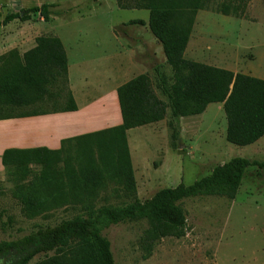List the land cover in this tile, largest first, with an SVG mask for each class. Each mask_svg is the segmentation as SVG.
<instances>
[{"label": "rangeland", "instance_id": "374dc122", "mask_svg": "<svg viewBox=\"0 0 264 264\" xmlns=\"http://www.w3.org/2000/svg\"><path fill=\"white\" fill-rule=\"evenodd\" d=\"M43 4L49 5L48 21L32 14L26 22L15 20L7 24L1 37L5 39L3 47L11 45L12 40L16 46L12 50L22 55L35 46L37 37H58L67 54L70 78L77 84L74 83L77 103L94 106L101 99L107 100L108 107L102 114L108 124L115 114L110 100L112 88L139 74L146 75L156 95L165 99L157 86L160 78L170 85L171 71L161 47L156 40L145 42L149 47L147 52L136 41L143 31L135 21H147V11L121 10L115 0H0V12L3 17ZM220 5H226L229 13L215 11ZM114 36L118 37L117 43ZM184 57L264 80V0H212L209 8L195 15ZM108 71L120 77L113 80L109 76V83L102 91L101 82ZM64 99L61 96L56 100L62 105ZM55 108L51 101H45L38 108L15 109L10 114ZM170 121L177 133L174 144L168 127ZM64 122H70L76 130L82 126L75 116H67ZM225 130L221 104H209L199 116L178 119H172L167 111L163 120L131 130L127 144L135 197L144 202L163 188L180 183L189 185L234 157L264 163V136L252 145L238 147L226 142ZM0 189V242L21 238L37 228L53 226L81 213L79 205H67L35 218L26 217L20 204L11 197L2 168ZM129 200L121 186L107 184L95 206H118ZM179 205L186 218L185 236L161 239L145 260L138 247L139 238L147 228L145 221L103 227L101 234L110 243L114 263L264 264V168L247 169L233 200L208 196L187 199ZM44 259L39 255L29 264Z\"/></svg>", "mask_w": 264, "mask_h": 264}, {"label": "trees", "instance_id": "16d2710c", "mask_svg": "<svg viewBox=\"0 0 264 264\" xmlns=\"http://www.w3.org/2000/svg\"><path fill=\"white\" fill-rule=\"evenodd\" d=\"M211 1L115 0L121 10L148 12L147 27L171 71L170 85L160 78L157 86L165 99L159 98L149 78L140 74L116 89L120 125L63 140L55 151L8 148L2 152L0 163L11 197L26 217L35 218L67 205H79L81 211L53 226L1 241L2 264H29L39 255L45 259L36 264H115L102 228L141 220L147 228L138 247L145 260L161 239L185 236L186 218L179 205L182 201L208 196L233 200L247 169L264 168V163L234 157L189 185L163 188L144 202L135 197L126 132L163 120L167 111L172 119H178L199 116L209 104H221L226 142L244 147L264 136V80L184 57L195 15L209 8ZM48 8L46 4L32 6L3 17L0 12V27L15 20L26 22L32 14L46 22ZM215 11L229 13L226 5ZM135 22L144 25L142 20ZM67 84V56L58 37H37L35 46L22 55L9 51L0 57V121L77 111ZM61 96L65 97L62 105L56 100ZM45 101L56 108L10 114L15 109L38 108ZM168 127L174 144L177 133L173 121ZM107 184L121 186L129 202L96 207L99 193Z\"/></svg>", "mask_w": 264, "mask_h": 264}, {"label": "crops", "instance_id": "0c3cea01", "mask_svg": "<svg viewBox=\"0 0 264 264\" xmlns=\"http://www.w3.org/2000/svg\"><path fill=\"white\" fill-rule=\"evenodd\" d=\"M143 22L144 25H140L143 31V35L141 37H137L138 40L136 41L140 42V47H142V49H145L148 52L149 47L148 45H146L145 42H149V41L155 42V39L147 27V21H143ZM5 28L6 25L0 27V33H1L0 38L3 37L2 33L5 32L6 30ZM114 40L113 41L117 43L118 37L114 36ZM11 42L13 43L12 40ZM4 43H5V39L1 38L0 55L16 47L14 43L13 45L12 43L11 45L6 44L5 47H3ZM33 47L34 46L30 47L25 52L29 51ZM25 52H22L20 54H23ZM119 57L121 58V54H119ZM105 69L108 70V67L105 66ZM116 70H120V69L116 68ZM112 75L113 74H111V71L105 73L104 80L101 82V86H104L102 88V91L104 88L107 87L109 83L108 82L109 76H111L113 80H116L118 77H120L117 76L115 73L113 76ZM84 77H86V75H83L82 78L84 83L86 84ZM67 80L69 83V91L71 92V95L77 106V111L0 121V156L2 152L8 148H14V149L46 148L51 151L59 150L61 148V141L63 140L121 124V117L118 108L116 89L125 82L116 85L115 87L112 88L110 100L112 101L113 108L115 109L114 110L115 114L113 116L112 122L108 124L106 123L108 120L107 117L106 116L103 117L104 115L102 114V112H104V109L108 107L107 100L101 99L99 102H96L94 106H84L83 104H82L83 106H81L76 101L75 89L77 87L76 86L77 84L75 83V80L73 78L72 79L70 78L69 69H67ZM110 86L112 85L110 84ZM78 89L81 90L82 88L78 87ZM92 111L94 112L91 113ZM93 114H97V115H93ZM67 116H75L76 118H79L80 121H82V126L79 128V130H76L74 128L75 127L74 125L71 126L70 122H64V119L67 118ZM93 120H96V122H93ZM70 127L72 129H70ZM73 128L75 129L74 131ZM131 130H128L126 132V138L128 133L131 132ZM130 158H131V154H130ZM0 168L3 169L1 163H0Z\"/></svg>", "mask_w": 264, "mask_h": 264}]
</instances>
